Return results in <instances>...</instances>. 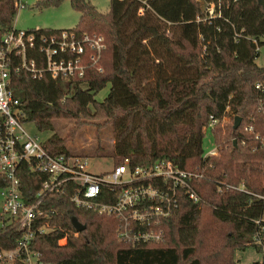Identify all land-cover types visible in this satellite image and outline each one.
<instances>
[{"label": "trees", "instance_id": "trees-1", "mask_svg": "<svg viewBox=\"0 0 264 264\" xmlns=\"http://www.w3.org/2000/svg\"><path fill=\"white\" fill-rule=\"evenodd\" d=\"M60 1L37 0L35 6ZM69 1L79 12L71 29L104 35L103 70L92 66L71 80L16 74L19 118L41 132L53 130L55 118L74 119L65 135L43 138L53 153L73 152L66 143L85 119L110 121L114 163L125 156L133 163L165 157L201 172L194 183L201 200L181 197L164 218L161 241L130 244L117 241L113 215L77 207L68 194H50V229L36 235L31 247L52 264H236L235 249L262 251L264 220L253 219L264 217V202L237 188L243 182L247 190L264 193V112L259 108L264 93L255 87L264 79V64L256 62L259 53L251 39L264 44L258 1L221 0V16L206 21L195 19L201 12L198 0H110L106 12L91 0ZM15 12L14 0H0V29L11 26ZM107 82V94L97 99ZM211 113L228 118L211 129L218 153L203 157V125ZM235 115L241 116L236 128ZM249 124L251 131L244 128ZM34 177L25 167L23 193L38 188ZM221 181L229 187L220 189ZM72 215L84 229H75ZM0 219V250L12 248L23 230L13 217L0 213ZM256 234L262 243L254 242Z\"/></svg>", "mask_w": 264, "mask_h": 264}, {"label": "built area", "instance_id": "built-area-1", "mask_svg": "<svg viewBox=\"0 0 264 264\" xmlns=\"http://www.w3.org/2000/svg\"><path fill=\"white\" fill-rule=\"evenodd\" d=\"M198 1L201 12L196 15L197 21L221 16V0ZM14 5L19 9L25 3L14 0ZM143 10L139 7L138 13ZM251 39L259 53L258 39ZM104 48V35L97 32L79 34L71 28L20 29L12 24L5 30L0 29L1 214L15 218L23 230L14 247L0 250V264H52L43 261L40 251L30 245L36 235L50 229L52 211L46 203L50 194H68L77 207L113 215L118 220L117 241L130 244L161 241L165 236L164 218L179 206L181 197L185 195L195 202L201 200L194 186L202 177L201 172L185 169L165 157L133 163L129 156L113 163L108 171L94 172L87 168L83 154L48 151L43 138L30 132L25 127L27 121L19 118L22 108L13 88L16 74L23 72L36 80L79 78L89 67L103 70ZM255 87L264 93V79L257 81ZM259 108L264 112L262 98ZM227 118L223 116L220 120L213 113L209 114L203 131H211ZM244 128L251 131L253 127L249 124ZM213 142L214 146L204 151L203 157L218 153L220 145L214 139ZM24 166L35 174L33 181L38 183V188L30 195L21 188ZM219 183H222L220 189L223 185L229 187L224 181ZM237 188L264 202V193L247 190L243 182ZM263 220L264 217L253 219L257 224ZM253 239L262 243L257 234ZM262 252L264 258V245Z\"/></svg>", "mask_w": 264, "mask_h": 264}, {"label": "rangeland", "instance_id": "rangeland-1", "mask_svg": "<svg viewBox=\"0 0 264 264\" xmlns=\"http://www.w3.org/2000/svg\"><path fill=\"white\" fill-rule=\"evenodd\" d=\"M25 6L16 9L12 25L20 29H32L36 27L69 29L76 25L79 12L74 9L69 0H61L58 4L42 8L35 6L37 0H22ZM98 10L106 12L109 9L110 0H91ZM170 28L165 33L170 35ZM264 40V36L262 37ZM258 64H264V44L260 45L259 55L256 58ZM110 83L107 82L95 97L102 99L108 92ZM74 119L55 118L52 120L53 130L39 131L33 122H27L25 127L30 132H36L41 138H46L51 133L65 135L67 129L74 125ZM113 129L110 121L101 118L85 119L72 138H69L66 146L69 150L83 154L87 159V168L94 172L110 170L113 165ZM202 146L205 151L214 146L213 136L209 129L204 131ZM2 194L0 188V213ZM264 216V215H263ZM6 217V216H5ZM1 225V219H0ZM61 241V243H63ZM236 264H264L263 252L254 246L243 249H235Z\"/></svg>", "mask_w": 264, "mask_h": 264}, {"label": "water", "instance_id": "water-1", "mask_svg": "<svg viewBox=\"0 0 264 264\" xmlns=\"http://www.w3.org/2000/svg\"><path fill=\"white\" fill-rule=\"evenodd\" d=\"M257 1L261 5L262 10L264 12V0H257ZM240 120H241V116H239V115L234 116V122H233L234 128H236L238 126V124L240 123ZM234 142H235V140H234ZM71 223L73 224L75 229L78 231L84 229L86 226L84 223L80 222L75 215L71 216Z\"/></svg>", "mask_w": 264, "mask_h": 264}, {"label": "crops", "instance_id": "crops-1", "mask_svg": "<svg viewBox=\"0 0 264 264\" xmlns=\"http://www.w3.org/2000/svg\"><path fill=\"white\" fill-rule=\"evenodd\" d=\"M56 29V28H55Z\"/></svg>", "mask_w": 264, "mask_h": 264}]
</instances>
